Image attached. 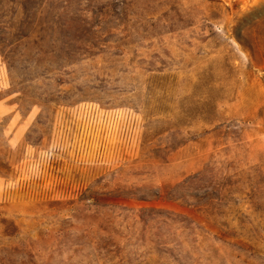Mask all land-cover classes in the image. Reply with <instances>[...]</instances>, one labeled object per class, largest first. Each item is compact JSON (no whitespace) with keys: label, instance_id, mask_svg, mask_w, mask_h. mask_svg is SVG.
<instances>
[{"label":"rangeland","instance_id":"1","mask_svg":"<svg viewBox=\"0 0 264 264\" xmlns=\"http://www.w3.org/2000/svg\"><path fill=\"white\" fill-rule=\"evenodd\" d=\"M0 264H264V0H0Z\"/></svg>","mask_w":264,"mask_h":264}]
</instances>
